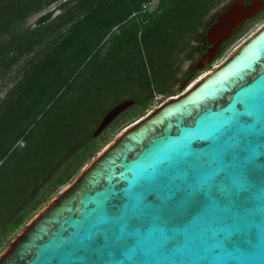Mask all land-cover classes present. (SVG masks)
<instances>
[{
	"label": "trees",
	"instance_id": "trees-1",
	"mask_svg": "<svg viewBox=\"0 0 264 264\" xmlns=\"http://www.w3.org/2000/svg\"><path fill=\"white\" fill-rule=\"evenodd\" d=\"M58 1L0 0V65L33 55L0 102V245L101 151L109 130L95 132L122 96L138 101L124 115H138L175 80L178 58L220 0H160L154 15L144 8L154 0H66L61 14L23 26ZM55 24L68 29L56 35Z\"/></svg>",
	"mask_w": 264,
	"mask_h": 264
},
{
	"label": "snow or ice",
	"instance_id": "snow-or-ice-1",
	"mask_svg": "<svg viewBox=\"0 0 264 264\" xmlns=\"http://www.w3.org/2000/svg\"><path fill=\"white\" fill-rule=\"evenodd\" d=\"M262 61L243 74L261 77L259 88L235 91L210 118L181 121L172 140L145 155L134 179L107 189L89 221L86 251L99 244L134 255L135 241L146 236L154 251L207 254V264L264 256ZM257 208L262 216L254 232Z\"/></svg>",
	"mask_w": 264,
	"mask_h": 264
},
{
	"label": "water",
	"instance_id": "water-1",
	"mask_svg": "<svg viewBox=\"0 0 264 264\" xmlns=\"http://www.w3.org/2000/svg\"><path fill=\"white\" fill-rule=\"evenodd\" d=\"M235 0L216 17L206 31L205 41L210 45L197 63V68L211 63L221 46L239 30L245 21L264 10L263 0ZM264 58V25L240 44L221 64L214 66L205 76L178 97H173L147 116L126 128L80 174L51 201H49L15 236L0 255V264H207V254L170 252L162 254L146 246L147 237L134 243V255L128 250L113 253L103 250H85L88 244L89 221L103 201L110 186L134 179V173L145 155L165 140H172L180 130V122L191 124L194 119L210 118L227 107L229 99L240 88H259L261 77L243 74ZM264 69V61L259 64ZM124 101L113 107L104 117L95 136H99L131 105ZM207 106V113L200 112ZM258 231L262 213H254ZM228 264H239L229 261ZM246 264H264V256L257 253Z\"/></svg>",
	"mask_w": 264,
	"mask_h": 264
},
{
	"label": "rangeland",
	"instance_id": "rangeland-1",
	"mask_svg": "<svg viewBox=\"0 0 264 264\" xmlns=\"http://www.w3.org/2000/svg\"><path fill=\"white\" fill-rule=\"evenodd\" d=\"M66 0H59L58 2L52 4L50 7H48L45 11L34 14L31 16L24 24L23 26L25 28H37L39 27L37 20L44 14L48 12L53 13V17H56L57 15L61 14V10H59L58 6L62 2ZM235 0H220L215 8L211 11V13L207 16L205 22L206 26H210V24L214 21V19L219 16L221 13H223L230 4H232ZM160 0H154L151 3L147 5V12L151 15H154L156 13L160 12L159 9ZM145 8V7H144ZM264 25V10L260 12L256 17L252 18L251 20L246 22V25L239 30L237 35L232 37L228 43L226 44L225 48L218 54L216 57H214L213 61L211 63H208L204 65L201 68H197V63L201 60L199 51L202 49L203 46H207L205 44V32L204 30H200L196 37L192 40L191 45L188 46L185 52L181 54V56L178 58V61L176 62V78L173 82H169L166 87L162 88L160 91L156 90L153 93V97L148 100L149 105L146 110H144L142 113H138V115H133V113H129L124 115L125 111L120 114L118 117L122 116L118 123H116L114 126L108 127V142L106 144H103L101 151L108 146L118 135H120L126 128L132 126L145 116H147L150 112L155 110L157 107L162 105L167 100L178 97L183 92H185L190 86L195 83L201 75L204 73H207L209 70H211L214 66L221 64L223 61H225L230 54L240 45L242 44L246 39H248L252 34H254L259 28H261ZM68 29L67 27L60 26L58 24H55L52 28V32L56 35L63 34ZM119 32V28L116 27L113 29L112 33ZM111 34L107 37L109 39V43L107 47H105V52L108 47L111 48ZM204 49V48H203ZM190 52H195V56L187 60L186 54H189ZM33 55H27L21 58V60L15 62L11 66H6L5 64L0 65V102L7 96V93L13 88V86L23 78V76L27 72V68L25 67V63L32 57ZM175 94V95H173ZM173 95V96H172ZM148 97L147 95H145ZM121 101H132L133 104L131 107L136 105L138 103L137 100L132 99L131 96H122ZM144 104V103H142ZM130 108V107H129ZM128 108V109H129ZM127 109V110H128ZM116 120V119H115ZM25 145V142L21 141L18 143L17 147H23ZM100 151V152H101ZM99 152V153H100ZM98 153V154H99ZM97 154V155H98ZM96 155V156H97ZM91 161V160H90ZM89 161V162H90ZM88 162V163H89ZM87 163V164H88ZM86 164V165H87ZM83 170V168H82ZM81 170V171H82ZM80 171V172H81ZM79 172V174H80ZM78 174V175H79ZM77 175V176H78ZM76 176V177H77ZM75 177V178H76ZM70 184V183H69ZM69 184L63 186L60 188L59 192L68 186ZM58 192V193H59ZM57 193V194H58ZM56 194V195H57ZM55 195V196H56ZM54 196V195H53ZM54 196V197H55ZM53 197V198H54ZM52 198V199H53ZM51 199V200H52ZM50 200V201H51ZM43 205L41 209L44 207ZM40 209V210H41ZM34 211L29 219L26 221V223L19 229L12 231L9 236L4 240L3 243L0 245V255L2 252L6 249L8 244L15 238V236L24 228V226L40 211ZM3 224H0V229L2 228Z\"/></svg>",
	"mask_w": 264,
	"mask_h": 264
},
{
	"label": "flooded vegetation",
	"instance_id": "flooded-vegetation-1",
	"mask_svg": "<svg viewBox=\"0 0 264 264\" xmlns=\"http://www.w3.org/2000/svg\"><path fill=\"white\" fill-rule=\"evenodd\" d=\"M244 1H245V4H248V1H247V0H244ZM263 1H264V0H263ZM262 11H263V10H262ZM262 11H260V12H262ZM260 12H259L258 14H260ZM258 14H257V15H258ZM257 15H256V16H257ZM256 16H255V17H256ZM214 20H216V18H215ZM249 20H251V19H248L247 21H249ZM247 21L244 22L243 26H242L240 29H242V28L246 25V22H247ZM214 22H215V21H214ZM214 22H213V23H214ZM211 24H212V23H211ZM240 29H239V30H240ZM239 30L235 31V33L232 35V37H234L235 35H237V33L239 32ZM205 34H206V33H205ZM232 37H231V38H232ZM231 38H230V39H231ZM230 39H228L225 43L222 44V46H221V51L225 48L226 44L228 43V41H229ZM205 44H206L207 46H203V47H202V49L199 51L200 54H201L202 52H203L202 54H204V53L206 52V49L210 47V45H209L206 41H205ZM203 48H204V49H203ZM221 51H220V52H221ZM202 54H201L200 58L202 57Z\"/></svg>",
	"mask_w": 264,
	"mask_h": 264
},
{
	"label": "bare ground",
	"instance_id": "bare-ground-1",
	"mask_svg": "<svg viewBox=\"0 0 264 264\" xmlns=\"http://www.w3.org/2000/svg\"><path fill=\"white\" fill-rule=\"evenodd\" d=\"M205 74H206V73H204L203 75H201V76L199 77V79H200L201 77L205 76ZM199 79H198V80H199ZM198 80H197V81H198ZM197 81H196V82H197ZM193 84H194V83H193ZM174 98H175V97H174Z\"/></svg>",
	"mask_w": 264,
	"mask_h": 264
},
{
	"label": "built area",
	"instance_id": "built-area-1",
	"mask_svg": "<svg viewBox=\"0 0 264 264\" xmlns=\"http://www.w3.org/2000/svg\"><path fill=\"white\" fill-rule=\"evenodd\" d=\"M145 7V9L147 10V5L146 6H144Z\"/></svg>",
	"mask_w": 264,
	"mask_h": 264
}]
</instances>
